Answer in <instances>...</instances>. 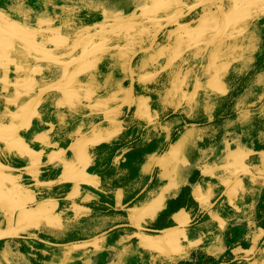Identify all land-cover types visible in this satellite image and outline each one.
<instances>
[{"label": "rangeland", "instance_id": "rangeland-1", "mask_svg": "<svg viewBox=\"0 0 264 264\" xmlns=\"http://www.w3.org/2000/svg\"><path fill=\"white\" fill-rule=\"evenodd\" d=\"M201 1L0 0V139L13 146L24 143L18 167L36 166L39 155L46 161L54 155V147L42 142L63 150L100 126L114 130L115 139L107 144L114 145L112 151L119 144L129 149L146 144L152 129L162 134L158 138L165 147L188 131L209 147L230 141L227 129L240 130L238 119L264 127V117L255 114L264 101L257 100L264 94V0H212L173 23L136 58L135 93L127 101L130 58L150 46L163 25ZM103 29L113 31L96 34ZM46 164L54 167L56 161ZM31 172H20L26 186ZM155 185L156 176L148 188ZM170 205L172 213L196 210L185 189ZM168 213L161 216L164 226L154 230L173 227ZM117 226L87 228L90 233L83 235L77 232L82 228L69 229L73 232L64 244L78 255H96L98 236L122 228ZM16 235L27 238L2 240L1 251L13 260L0 264H48L50 243L64 245L36 239L47 241L39 231ZM231 257L194 252L180 260L232 264ZM244 258L246 264H264V255Z\"/></svg>", "mask_w": 264, "mask_h": 264}, {"label": "crops", "instance_id": "crops-1", "mask_svg": "<svg viewBox=\"0 0 264 264\" xmlns=\"http://www.w3.org/2000/svg\"><path fill=\"white\" fill-rule=\"evenodd\" d=\"M262 98L259 93L257 100ZM256 109L264 117V101ZM237 124L240 130L227 129L230 141L209 147L195 131L165 147L162 134L152 129L146 144L132 149L119 144L112 151L114 145L107 144L114 141V130L104 126L63 150L42 142L54 147V155L47 161L38 156L27 186L25 173L6 167L19 168L24 143L13 146L0 139V235L9 230L15 211L14 233L39 231L41 238L63 244L74 228L84 229L77 231L81 235L120 224L161 228V216L172 213L170 202L185 189L196 210L172 213L168 226L178 228L164 233L118 228L96 241V255L54 245L48 264H185L180 259L194 252L217 259L231 255L232 264H246L244 257L264 255V127L242 119ZM54 161V167H43ZM154 176L158 185L148 188ZM3 244L0 260L12 261L1 251Z\"/></svg>", "mask_w": 264, "mask_h": 264}, {"label": "water", "instance_id": "water-1", "mask_svg": "<svg viewBox=\"0 0 264 264\" xmlns=\"http://www.w3.org/2000/svg\"><path fill=\"white\" fill-rule=\"evenodd\" d=\"M210 1H212V0H202L201 2H199V3L195 4V5H193L192 7H190L185 13L173 17L170 21H168L165 25H163L155 33L154 39H153L152 43L150 44V46L141 49L140 51L136 52L130 58L129 64H128V69H129V73H130V77H131V82H130L129 92H128V96H127V101L128 102H130L132 100V98L134 97V93H135L136 77H135V73H134V62H135L136 58L140 54L151 50L155 46V44L157 43L160 34L164 30H166L167 28H169L173 23H175L176 21H178L180 19H183V18L189 16L190 14H192L193 12H195L196 10H198L201 7H203L206 4H208ZM110 31H113V30H105V29H103V30L97 31L96 34L108 33ZM104 121H105V119L103 120V122ZM100 123H102V122L97 123V125H99ZM86 134H88V133H86ZM86 134H84V135H86ZM6 167L8 169H10V170L17 171V172H23V171H26V170H32V169H35L36 168V166H29V167H24V168H14V167H11V166H6ZM16 213H17L16 211L13 212L11 226H10L9 230L6 233H3V234L0 235V241L5 240V239H10V238H27L26 236L16 235V234L13 233V230H14L15 224H16ZM125 226L134 227L136 229L143 230V231H152V232H156V233H163V232L170 231V230H173V229H176V228L179 227V226H173V227L165 228V229H162V230H154V229H151V228H148V227L134 226V225H131V224H122V225H119L117 227H125ZM107 233L108 232H104L101 235H99L98 237L104 236ZM35 238L38 239V240H40V241H42V242L50 243V242L45 241V240H42V239H40L38 237H35ZM50 244L58 245V244H55V243H50Z\"/></svg>", "mask_w": 264, "mask_h": 264}]
</instances>
